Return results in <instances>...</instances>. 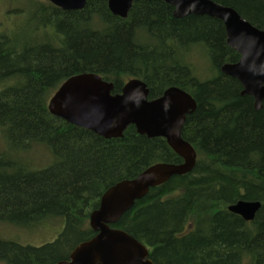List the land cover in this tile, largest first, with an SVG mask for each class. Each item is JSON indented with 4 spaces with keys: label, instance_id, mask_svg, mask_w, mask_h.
Returning <instances> with one entry per match:
<instances>
[{
    "label": "trees",
    "instance_id": "trees-1",
    "mask_svg": "<svg viewBox=\"0 0 264 264\" xmlns=\"http://www.w3.org/2000/svg\"><path fill=\"white\" fill-rule=\"evenodd\" d=\"M211 1L264 30V0ZM30 8L32 24L0 36V224L33 228L55 219L64 227L39 247L0 239V264L68 260L94 236L89 215L108 188L154 164L181 163L165 140L133 126L104 139L52 116L49 99L80 74L113 84L112 94L136 79L149 100L176 87L196 101L181 132L197 153L193 170L150 189L113 227L146 246L153 264H264V101L255 111L239 82L220 72L239 59L223 24L207 16L176 19L171 6L155 0L134 1L126 19L112 15L107 0H87L78 11ZM197 48L214 78L198 79L187 62ZM33 147L49 158L45 168L22 159ZM238 201L260 202L252 222L228 212Z\"/></svg>",
    "mask_w": 264,
    "mask_h": 264
},
{
    "label": "water",
    "instance_id": "water-1",
    "mask_svg": "<svg viewBox=\"0 0 264 264\" xmlns=\"http://www.w3.org/2000/svg\"><path fill=\"white\" fill-rule=\"evenodd\" d=\"M63 11L82 10L87 0H43ZM136 0H107L110 13L126 19ZM173 8L176 19L190 15L207 16L220 21L225 43L239 55L236 63H226L220 72L235 79L242 87L241 96L253 99L259 111L264 101V30L252 26L234 9L211 0H155ZM113 84L96 74H80L64 81L47 103L48 112L66 123L92 132L104 139L121 138L133 126L138 135L162 138L181 159L179 164L157 163L135 178L116 183L106 190L97 209L88 219L94 236L78 244L68 260L56 264H153L149 251L123 230L114 228L120 218L150 189L159 187L175 176L190 173L197 153L182 136L186 117L196 110V101L184 90L166 89L156 99H148L149 90L140 80H129L118 94ZM260 202L238 201L228 212L245 222H252Z\"/></svg>",
    "mask_w": 264,
    "mask_h": 264
},
{
    "label": "rangeland",
    "instance_id": "rangeland-1",
    "mask_svg": "<svg viewBox=\"0 0 264 264\" xmlns=\"http://www.w3.org/2000/svg\"><path fill=\"white\" fill-rule=\"evenodd\" d=\"M34 4L48 5V3L40 0H0V36L18 32V27L22 28L24 25L32 24L36 17V10L30 6ZM187 62L192 67L195 76L200 80L214 78L216 75L210 68L203 50L194 49L187 57ZM44 153L43 149L33 147L21 157L28 161L33 168L40 169L45 168L49 162V158ZM48 220L33 228L1 223L0 239L32 247L50 243L62 232L64 221L61 220V224L60 220Z\"/></svg>",
    "mask_w": 264,
    "mask_h": 264
},
{
    "label": "flooded vegetation",
    "instance_id": "flooded-vegetation-1",
    "mask_svg": "<svg viewBox=\"0 0 264 264\" xmlns=\"http://www.w3.org/2000/svg\"><path fill=\"white\" fill-rule=\"evenodd\" d=\"M239 60V59H238ZM238 62V61H237ZM241 86V85H240ZM241 89H242V87H241ZM253 100V99H252Z\"/></svg>",
    "mask_w": 264,
    "mask_h": 264
},
{
    "label": "bare ground",
    "instance_id": "bare-ground-1",
    "mask_svg": "<svg viewBox=\"0 0 264 264\" xmlns=\"http://www.w3.org/2000/svg\"><path fill=\"white\" fill-rule=\"evenodd\" d=\"M229 208V207H228ZM228 208H227V210H228Z\"/></svg>",
    "mask_w": 264,
    "mask_h": 264
}]
</instances>
